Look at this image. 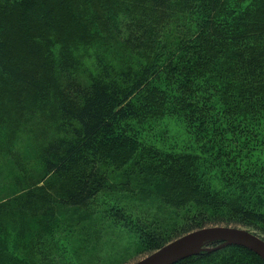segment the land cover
<instances>
[{"label":"trees","instance_id":"trees-1","mask_svg":"<svg viewBox=\"0 0 264 264\" xmlns=\"http://www.w3.org/2000/svg\"><path fill=\"white\" fill-rule=\"evenodd\" d=\"M0 85L18 98L17 120L52 101L35 167L4 146L24 185L0 197V224L37 249L49 233V264L73 263L66 248L96 219L95 198L116 185L159 197L160 211L191 214L172 235L130 220L143 252L209 225L264 239V165L253 156L264 148V0H0ZM168 106L196 126L202 153L142 149L131 136L133 123ZM80 210L84 218L62 217ZM58 231L67 243L59 256ZM15 253L0 248V264H24ZM175 264L264 261L228 246Z\"/></svg>","mask_w":264,"mask_h":264},{"label":"rangeland","instance_id":"rangeland-1","mask_svg":"<svg viewBox=\"0 0 264 264\" xmlns=\"http://www.w3.org/2000/svg\"><path fill=\"white\" fill-rule=\"evenodd\" d=\"M82 55L84 67L92 68L95 61L91 57L92 54L90 51L86 50ZM48 87H51L50 82L49 85L44 86V90L47 92H49L47 90ZM161 89L163 90L164 88ZM46 91L42 95H46ZM31 96L32 92H30L29 97ZM16 97L10 93L9 88L7 89L5 85H0V197L2 194L7 193V190L8 193L14 192L24 185V179H22V184L18 185L14 172L15 167L13 166L14 156L13 158H9L6 150L3 149L4 146L15 148L14 154L28 156L29 163L35 167L36 154L42 145H40L41 140L48 134L49 117L52 114L50 110L52 101L48 99L49 101L46 104L44 103L41 113L39 112V114L33 118L30 117V119L27 118L29 114L26 113L27 115L24 114L25 118H27L26 120L23 116L22 119H18L21 122L20 127H18L15 124L18 121V110L16 106L18 98ZM165 111L168 114L162 115L154 122L150 120L149 116L147 120L143 118L133 123L135 126V134L132 133L131 136H135L137 143L143 146L142 149H155L161 152L185 153L194 151L202 153L199 146L200 139H196V135H198L197 128L196 126L193 128L188 123L183 116V110L181 112L175 109V107L169 108L168 106ZM31 149L37 150L32 151ZM253 156L260 164L264 165L263 147L256 151ZM1 164L4 165V168L1 167ZM31 174H34V168H32ZM119 180L118 178V182ZM138 191L131 192L121 185H116L115 187L102 191L95 198L96 201L93 202V209L96 212V219L93 220L92 224L85 222L84 229L80 227V235L74 236V240L66 248V257H72V264H133L154 251H142V244L139 242L138 236L131 230H128L130 225L135 223L131 221L140 220L144 222L142 220L144 218L146 224H141L142 227L160 230V233L165 235H172L176 233L175 231L179 227H182L185 215H191L187 213L186 209L180 211L176 207V209L169 207L160 211L158 206L163 202L159 197L140 193L143 192L140 188H138ZM100 211L101 213L99 214ZM108 211L119 212V215L122 217H109ZM85 213V210H80L76 213L77 216L71 212L62 217L70 221L71 217L84 218ZM122 219L129 220L124 222ZM0 226H2L0 227V248L4 247L8 251L17 252L15 254L26 264H49V258L45 257L44 254V251L52 252L51 246H44V241L49 238V236H46L49 235L48 232L45 235L38 233L35 237L37 239L41 235L38 240V244L41 245H38L37 249L33 247V240L28 241L29 243L24 241L25 239L21 237L23 235L22 230L20 231L12 223H9L7 226L6 223H2ZM218 226L236 227L224 224L209 225L206 227ZM236 228L245 229L263 239V237L254 231L243 227ZM187 233H182L171 238L166 244ZM56 234L61 235L55 236V239H58L57 242L59 243V249H57L59 256L63 244L66 243L64 240L63 243L61 238L63 237L62 235H65V232L58 231ZM19 247H23L25 251L19 250Z\"/></svg>","mask_w":264,"mask_h":264},{"label":"water","instance_id":"water-1","mask_svg":"<svg viewBox=\"0 0 264 264\" xmlns=\"http://www.w3.org/2000/svg\"><path fill=\"white\" fill-rule=\"evenodd\" d=\"M216 244L214 247H208ZM228 246L243 247L264 261V240L236 227H206L189 232L133 264H175L201 251H216Z\"/></svg>","mask_w":264,"mask_h":264}]
</instances>
